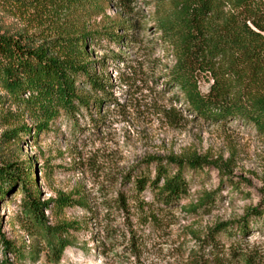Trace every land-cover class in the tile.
Returning a JSON list of instances; mask_svg holds the SVG:
<instances>
[{"label":"rangeland","instance_id":"obj_1","mask_svg":"<svg viewBox=\"0 0 264 264\" xmlns=\"http://www.w3.org/2000/svg\"><path fill=\"white\" fill-rule=\"evenodd\" d=\"M57 2L0 0V34L39 45L37 40L54 27ZM95 2L106 17L126 19L115 0ZM157 3L134 1L139 12L132 18L134 40L89 50V61L107 65L95 64L93 70L111 86L115 104L81 111L76 120L60 115L47 131L36 136L32 128L15 140L6 134L35 123L23 109L5 103L0 163L31 165L40 201L70 198L64 210L51 205L52 212H44L48 225H75L68 246L55 257L21 211L24 195L15 185L0 200L2 232L38 257L19 263L7 254L8 264H264V222H252L245 235L235 225L264 192V135L240 120L205 123L194 118L170 81L174 56L159 40L153 17ZM89 22L103 20L92 17ZM210 84L209 77L199 76L202 93ZM153 157H199L209 165L185 170L186 195L164 205L156 192L138 194L127 180L142 172L153 179L154 166L146 164ZM222 224L226 230L212 233Z\"/></svg>","mask_w":264,"mask_h":264},{"label":"trees","instance_id":"obj_2","mask_svg":"<svg viewBox=\"0 0 264 264\" xmlns=\"http://www.w3.org/2000/svg\"><path fill=\"white\" fill-rule=\"evenodd\" d=\"M57 1L52 6L54 27L37 40L39 45L0 34V112L5 103L16 105L35 123L34 127L9 131V139L20 140L19 135H29L32 128L37 136L60 115L76 120L81 111H98L117 101L111 86L93 70L95 64L102 69L107 65L104 61H89V50L102 47L103 43L117 45L122 40L135 39L132 31L136 30V23L132 18L139 16L134 10L135 0H115L120 15L126 18L123 21L106 17L96 0ZM89 16L100 17L103 22L90 25ZM153 17L160 42L174 56L170 81L194 118L205 123L240 120L264 135V0H158ZM201 75L211 81L207 93L199 89ZM85 86L87 90L83 89ZM1 114L12 115L8 111ZM146 164L154 166L153 179L142 172L127 180L138 194L147 189L156 192L164 205L186 195L185 170H202L209 165L199 157H153ZM32 169L24 162L0 163V200L12 187L19 186L24 195L21 211L29 219L31 229L44 235L49 249L59 258L75 225L50 226L44 212H52V208L64 210L71 204L70 198L40 201L31 179ZM260 221L264 222V192L260 203L235 223L236 231L245 235L252 222ZM226 229L227 225L222 224L212 233ZM0 247V264H8L7 254L19 263L35 262L38 257L36 251L25 253L7 240L1 221Z\"/></svg>","mask_w":264,"mask_h":264}]
</instances>
